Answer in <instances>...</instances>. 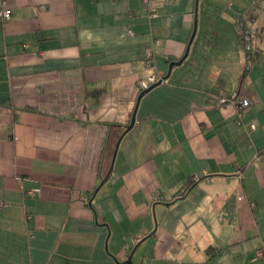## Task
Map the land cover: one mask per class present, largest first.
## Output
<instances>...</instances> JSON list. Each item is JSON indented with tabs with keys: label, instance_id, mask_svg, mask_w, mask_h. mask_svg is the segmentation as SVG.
Returning a JSON list of instances; mask_svg holds the SVG:
<instances>
[{
	"label": "crops",
	"instance_id": "obj_1",
	"mask_svg": "<svg viewBox=\"0 0 264 264\" xmlns=\"http://www.w3.org/2000/svg\"><path fill=\"white\" fill-rule=\"evenodd\" d=\"M252 1L0 0V264H264ZM152 74L167 81L141 89Z\"/></svg>",
	"mask_w": 264,
	"mask_h": 264
},
{
	"label": "built area",
	"instance_id": "obj_2",
	"mask_svg": "<svg viewBox=\"0 0 264 264\" xmlns=\"http://www.w3.org/2000/svg\"><path fill=\"white\" fill-rule=\"evenodd\" d=\"M253 4H255V2ZM149 15L150 17H152V16H156L157 13L151 11ZM0 16L5 20L10 19L12 16V10L9 8L0 9ZM254 22H255V18L253 14L249 12L241 13L239 18L237 19V28H236L237 35L239 37L241 46L245 52L246 59L248 61H252L255 56L254 41L256 37V28L253 26ZM147 54L149 56H153L154 54L153 48L148 49ZM159 81L164 82V81H167V79H165L160 74H152L148 76L146 79L141 80L139 85L141 89H147L151 85ZM219 102L221 104L235 105L238 111V115L241 117L245 107L249 106V104L251 103V100L247 96L240 95V93H231V94L220 95ZM240 122L241 121H239V123ZM251 126L255 127V124H251ZM26 192L27 194L35 195L40 192V188H31V189H28ZM238 198L239 200H243L244 196L241 195ZM86 202L87 203L89 202L88 199L86 200ZM1 205H2V202L0 201V206ZM250 205L251 207H255L256 203L254 201H251ZM256 254L260 258H264V244L257 250Z\"/></svg>",
	"mask_w": 264,
	"mask_h": 264
},
{
	"label": "water",
	"instance_id": "obj_3",
	"mask_svg": "<svg viewBox=\"0 0 264 264\" xmlns=\"http://www.w3.org/2000/svg\"><path fill=\"white\" fill-rule=\"evenodd\" d=\"M197 4H198V0H197ZM197 8H198V7H197V5H196V10H197ZM195 30H196V25H195ZM194 34H195V31H194V33H193V36H194ZM193 36H192V38H193ZM190 42H191V41H190ZM190 42H189V46H190V44H191ZM187 53H188V50H187L186 54L184 55V57H183L182 59H180L179 61H176V62L171 63V64H170V70H171V67H172V65H173L174 63H176V64H180V63L185 59V57L187 56ZM170 70H169L168 75L170 74ZM168 75H167V76H168ZM167 76H165L164 78L166 79ZM160 83H161V81H159V82H157V83L151 85V86H150L149 88H147L146 90H148V89H150V88H152V87H154V86H156V85H158V84H160ZM142 94H143V92L139 95V97H138V101H137V104H138V102H139V100H140ZM135 112H136V111H134V114H133V116H132L131 122H130V124L127 126L126 130H129V129L133 126V124H134V122H135V114H136ZM126 263H127V264H133L131 260H127Z\"/></svg>",
	"mask_w": 264,
	"mask_h": 264
},
{
	"label": "rangeland",
	"instance_id": "obj_4",
	"mask_svg": "<svg viewBox=\"0 0 264 264\" xmlns=\"http://www.w3.org/2000/svg\"><path fill=\"white\" fill-rule=\"evenodd\" d=\"M258 1L262 5L260 10L264 11V1H262V0H258ZM231 2L234 3V8H243V7L247 6L248 3H250V2H251V4L254 3L252 0H231ZM256 6H257V4H253L252 8L256 9L257 8Z\"/></svg>",
	"mask_w": 264,
	"mask_h": 264
},
{
	"label": "trees",
	"instance_id": "obj_5",
	"mask_svg": "<svg viewBox=\"0 0 264 264\" xmlns=\"http://www.w3.org/2000/svg\"><path fill=\"white\" fill-rule=\"evenodd\" d=\"M254 16H255V15H254ZM255 17H256V16H255ZM256 53H257V52H256V50H255V55H256ZM253 59H255V56H254V58H253Z\"/></svg>",
	"mask_w": 264,
	"mask_h": 264
}]
</instances>
